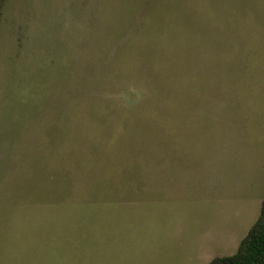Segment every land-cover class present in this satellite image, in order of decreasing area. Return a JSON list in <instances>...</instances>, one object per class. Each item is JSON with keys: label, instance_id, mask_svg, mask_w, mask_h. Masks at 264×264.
Returning a JSON list of instances; mask_svg holds the SVG:
<instances>
[{"label": "rangeland", "instance_id": "rangeland-1", "mask_svg": "<svg viewBox=\"0 0 264 264\" xmlns=\"http://www.w3.org/2000/svg\"><path fill=\"white\" fill-rule=\"evenodd\" d=\"M264 199V0H3L0 264H209Z\"/></svg>", "mask_w": 264, "mask_h": 264}, {"label": "trees", "instance_id": "trees-1", "mask_svg": "<svg viewBox=\"0 0 264 264\" xmlns=\"http://www.w3.org/2000/svg\"><path fill=\"white\" fill-rule=\"evenodd\" d=\"M3 0H0V14ZM209 264H264V199L261 212L234 254L215 257Z\"/></svg>", "mask_w": 264, "mask_h": 264}]
</instances>
